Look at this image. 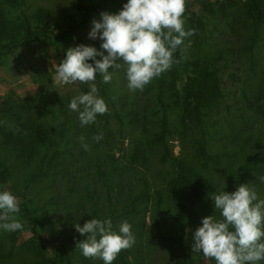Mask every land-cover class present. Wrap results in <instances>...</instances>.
Instances as JSON below:
<instances>
[{"label":"rangeland","instance_id":"374dc122","mask_svg":"<svg viewBox=\"0 0 264 264\" xmlns=\"http://www.w3.org/2000/svg\"><path fill=\"white\" fill-rule=\"evenodd\" d=\"M188 1L194 5V10L206 26L203 31H195L194 35L184 40L185 60L200 62L204 67H219L222 89L226 94V100L218 110L219 116L215 117V123L212 121L206 134L209 152L217 155L221 164L212 165L206 175L222 182L229 170L250 172L247 183L240 179L242 184L254 189L258 199H264V148L260 150L261 155L255 154L252 161L245 158L246 155L238 153L242 139L234 141V137L238 135L236 130L243 128L237 123L240 121L238 108L241 107V94H255L263 81L264 24H255V21L253 23L241 16L245 0H235L232 8L215 17L196 4L195 0ZM206 1L214 4L217 10L223 4L218 0ZM126 2L127 0H0V16L11 22H18L22 15L31 16L40 7L49 9L54 15H64L74 11L80 4L91 3L102 4L107 12L115 14ZM183 19L185 30H191V21ZM89 32L83 34L87 43L100 50L102 42L90 39ZM75 46L78 45L70 43L63 49L44 45L26 47L16 51L0 66V162L9 166L12 172L5 184V191H10L17 198L18 204L26 196L34 206L47 211L48 239L57 235L72 242L77 236L74 225L84 223L87 213L91 212L92 203L86 197L87 190L96 199L105 197L106 189L100 171L110 176L115 169L114 165L117 166L114 159L119 160L123 167L126 166L131 149L136 147L137 142L145 140L144 129H149L151 135L159 130V122L165 110L159 100L161 91L156 78L142 91H132L127 86L124 66L109 69L113 75L110 83H104L102 78L101 81L95 80L97 95L105 101L112 117L111 125L107 130L99 122L82 126L78 113L70 110L69 104L75 96L84 92L74 83H55L56 64L65 58L68 48ZM165 102L173 131L169 141L174 155L177 158L195 155L197 137L193 133L184 137L179 135L177 130L180 110L172 101ZM115 111L120 114L121 120L113 117ZM133 120L138 123L134 124ZM27 122L41 124L48 130H63L65 133L63 138H57L61 153L57 167L48 176H39L34 181L32 178L40 173L47 150L42 149L35 158L28 160L6 142L9 134L15 133L22 123ZM252 130L254 131L250 134H254L256 140L264 137V121L254 116ZM101 135L100 140L94 139ZM258 147L259 145L254 144V152ZM53 152L54 149L49 150L48 155ZM158 155L153 157L150 171L139 166L146 175L150 174L157 181V184L152 182L153 189L160 185V181H163L170 170L165 164L157 169L156 163L160 160ZM245 164H250L251 167H245ZM65 169L71 170L73 174H67ZM163 170L164 173H160ZM236 178H240L238 174ZM137 186L141 187L140 182ZM74 188L76 192L72 190ZM151 196V202L148 206H142L141 213L131 226L134 230L142 229L143 232L139 237L135 236L131 264H183L178 257V245L155 238L157 231L153 225L151 210L154 196ZM18 231L19 229L9 232L0 228V264H52L49 252L37 254L28 248L32 239L28 231ZM168 232L177 235L180 229L172 227ZM193 234V229L188 227L185 231L187 252L195 258L196 264H215L213 259H206L204 256L199 259L198 253H193Z\"/></svg>","mask_w":264,"mask_h":264},{"label":"trees","instance_id":"16d2710c","mask_svg":"<svg viewBox=\"0 0 264 264\" xmlns=\"http://www.w3.org/2000/svg\"><path fill=\"white\" fill-rule=\"evenodd\" d=\"M218 1L223 2L220 10L206 0H195L196 4L214 17L219 13L227 12L235 4V0ZM105 11L104 5L91 3L80 4L74 11L64 15H54L49 9L40 7L31 16L22 15L18 22H11L6 17L0 16V66L4 65L16 51L26 47L44 45L63 49L70 43L89 46L83 34L91 30L92 21L99 20L100 14ZM241 12L243 18L253 23L255 21V24H264V0H245ZM183 18L191 21L193 24L191 30L205 29L204 21L188 0H185ZM185 54L186 45L183 41L181 48L174 54V58L179 63H175L167 74L165 72L156 78L161 91L159 100L165 109L159 122V130L151 135L149 129H144L145 140L137 142L136 147L131 149L126 166L123 167L119 160L114 159L117 166L114 165L115 169L110 176L100 171V177L106 189L105 197L96 199L92 192L87 190L86 197L92 203V208L91 212L87 213L85 222L90 219H111L114 231H118L120 224L125 221L132 226L141 213L142 206H148L153 195L154 202L151 210L153 225L157 231L155 238L178 245V257L183 264H196L195 258L187 252L186 229L190 227L195 232L202 226L203 218L208 216L214 215L217 220L222 219L220 211L215 209L212 195L224 190L230 193L236 191L238 186L242 185L241 180L248 182L250 172L229 170L222 182L206 175L212 165L221 164V161L217 159L218 156L209 152L206 134L212 121L214 120L215 123V117L219 116L218 110L224 104L226 94L222 89L219 67H204L200 62L186 61ZM101 78L102 76L97 74L96 80L101 81ZM74 84L84 93L88 92V84L79 82ZM103 92L106 93L105 87ZM241 97V107L238 108L240 121L237 123L243 128L240 131L236 130L238 135L234 137V141L242 139L238 153L246 155L245 158L253 161L255 154L261 155L260 150L264 148V137L256 140L254 134H250L254 131L252 130L254 116L264 121V77L255 94L248 96L242 93ZM166 100L172 101V104L180 110L177 130L179 135L184 137L193 133L197 137L196 154L191 157L177 158L170 146L169 137L173 131L168 121ZM113 117L121 120L117 111ZM95 122H99V125L102 124L104 130H107L111 125L112 117L107 110L105 114L97 115ZM132 122L138 123L137 120ZM260 130L262 131V127ZM64 136L63 130H48L41 124L27 122L22 123L15 133L9 134L6 142L28 160L35 158L42 149L47 150L40 173L32 178L34 181L39 176H48L57 167L61 158L57 138ZM254 144L259 145L255 152ZM51 149H54V152L49 156L48 151ZM157 154L160 159L156 163L157 169L165 164L170 170L165 174L163 181H160V185L153 189L152 182L157 184V181L152 179L150 174L146 175L139 166L150 171L153 157ZM122 158L125 159L124 156ZM245 167L250 168L251 165L245 164ZM65 171L67 174H73L69 169ZM11 173L10 167L0 162V192L5 191V184L11 177ZM160 173H164V170ZM236 174L239 175V179L236 178ZM138 182H140V188L137 186ZM72 190L77 191L75 188ZM18 205L20 211L14 215L23 225L18 232L28 231L31 234L32 239L28 248L33 252L37 254L49 252L52 264H104L100 259L84 257L81 249L76 247L78 242L87 238L86 235L77 232L73 242L57 235L48 239L46 236L49 224L47 211L34 206L26 196H23L22 202ZM78 220L80 221V218ZM84 223L78 224L83 226ZM172 227H178L180 232L177 235L169 234L168 231ZM131 229L134 236L139 237L143 234L142 229L134 230L132 227ZM12 250L14 252L15 247ZM132 254V247L122 250L113 264H131ZM198 256L202 259L203 254L198 253ZM260 264H264V261Z\"/></svg>","mask_w":264,"mask_h":264},{"label":"clouds","instance_id":"9594fccd","mask_svg":"<svg viewBox=\"0 0 264 264\" xmlns=\"http://www.w3.org/2000/svg\"><path fill=\"white\" fill-rule=\"evenodd\" d=\"M184 12L185 0H127L118 13L105 11L99 20L92 21L88 36L102 42L100 50L84 44L70 47L65 58L56 64L55 83L89 85L88 92L75 96L69 104L70 110L78 113L82 126L94 123L97 115L108 110L97 95V74L104 83H110L113 75L109 69L126 66L128 88L142 91L154 78L179 63L174 58L175 52L187 37L195 34L194 29L185 30ZM101 138L102 135L94 139ZM211 198L222 219L217 220L214 215L203 218L202 226L193 234V253H202L215 264L264 261V199H258L247 184L231 193L224 190L213 194ZM0 211L3 213L0 221H11L0 223V228L14 232L23 227L15 218L20 208L10 191L0 192ZM74 227L87 236L76 246L82 255L100 259L104 264H113L122 250L135 244L131 225L126 221L118 231L113 230L111 219H90L83 226Z\"/></svg>","mask_w":264,"mask_h":264}]
</instances>
